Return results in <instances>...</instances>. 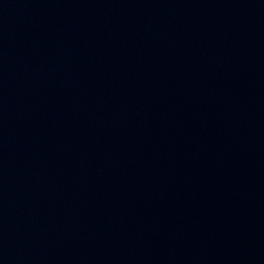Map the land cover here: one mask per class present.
<instances>
[{
	"label": "water",
	"instance_id": "1",
	"mask_svg": "<svg viewBox=\"0 0 264 264\" xmlns=\"http://www.w3.org/2000/svg\"><path fill=\"white\" fill-rule=\"evenodd\" d=\"M0 264H264V0H0Z\"/></svg>",
	"mask_w": 264,
	"mask_h": 264
}]
</instances>
